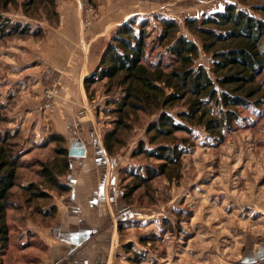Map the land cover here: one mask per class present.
Here are the masks:
<instances>
[{
    "label": "rangeland",
    "instance_id": "rangeland-1",
    "mask_svg": "<svg viewBox=\"0 0 264 264\" xmlns=\"http://www.w3.org/2000/svg\"><path fill=\"white\" fill-rule=\"evenodd\" d=\"M25 2L0 8L9 30L21 26V31L0 40V134L11 136L21 162L10 197L18 209L6 213L8 244L0 249V264L48 262L40 238L57 218L54 203L67 193L50 189L40 171L47 165L63 174L59 179L66 184L73 163L74 171L91 177L98 169L93 164L99 150L108 158L109 181L127 195L125 211L114 218L118 236L100 249L112 264H254L251 255L264 248V72L255 84L261 86L257 99L239 108L238 120L220 132L190 125L192 134L176 133L151 145L147 128L157 115L130 112L127 127L116 130L110 153L105 137L115 130L114 110L123 88L118 80H103L86 90L84 80L98 67L112 36L129 20L137 26L148 24L147 63L174 66L168 43L159 41L163 18L178 22V35L200 46L195 67L211 73L212 56L188 31L186 19H202L233 4L264 21V0H37L29 10ZM186 110L182 102L170 113ZM218 112L214 108V114ZM53 136L65 139L51 142ZM78 137L90 149L91 156L82 164L91 172L59 152L69 150ZM141 142L148 150L178 146L180 165L139 183L133 175L145 178L148 167L161 164L135 155ZM30 184L50 198L30 199L23 190Z\"/></svg>",
    "mask_w": 264,
    "mask_h": 264
},
{
    "label": "trees",
    "instance_id": "trees-1",
    "mask_svg": "<svg viewBox=\"0 0 264 264\" xmlns=\"http://www.w3.org/2000/svg\"><path fill=\"white\" fill-rule=\"evenodd\" d=\"M17 1L0 0V8L15 5ZM36 1L27 0L23 6L29 10ZM261 10L264 11V7ZM3 22L5 21L0 14V40L21 31L20 25L12 26L9 30V22ZM159 22L162 26L159 41L168 43V53L176 63L174 66L164 67L162 62L156 65L147 63L148 24L137 26L134 20H129L118 28L98 67L84 80L86 90L103 80H118L123 88L124 96L114 110V114L118 116L115 130L105 137L108 153L112 151L111 143L116 130L127 127L125 119L130 112L157 115V119L147 128L150 144L156 145L159 139L169 140L176 133L192 134L190 125L203 126L209 133L220 132L225 125L237 121L238 109L250 106L261 91V86L255 84L264 72L263 20L233 4L227 5L221 12L204 15L202 19H186L188 31L200 39L202 50L212 56L213 76L203 66L195 67L200 46L188 37L178 35L181 31L179 23L166 18ZM26 31L28 29L24 30ZM182 102L187 110L172 115L170 110ZM214 108L218 109V115L214 114ZM2 121L0 116V124ZM64 139L62 136H53L50 141L61 143ZM11 140L9 134H0V249L8 244L6 213L8 210L18 209L10 197L12 190L17 187V170L21 162L20 156L14 152L15 145ZM144 146L145 143L141 142L135 155H145L161 164L157 168L148 167L145 178L132 174L139 183H146L159 174H165L167 168L180 165L182 152L178 146H158L154 150H148ZM59 152L69 157V150L61 149ZM66 168H69V163ZM40 175L52 190L68 193L71 189L69 185L60 182L59 178L63 174H56L47 165H43ZM137 187L139 186L132 187L130 193ZM23 190L29 193L32 200L50 198L36 184L23 187ZM47 215L51 217L52 213ZM130 246H126V249Z\"/></svg>",
    "mask_w": 264,
    "mask_h": 264
},
{
    "label": "crops",
    "instance_id": "crops-1",
    "mask_svg": "<svg viewBox=\"0 0 264 264\" xmlns=\"http://www.w3.org/2000/svg\"><path fill=\"white\" fill-rule=\"evenodd\" d=\"M74 141L83 142L87 148L85 158H70L82 164L91 156L90 149L82 137L72 140L71 144ZM94 160L93 166L98 169L92 170L93 177H88L87 172L83 175L82 171H74L75 165L71 164L66 176V184L70 182L71 189L60 203H54L59 213L53 225L44 236L40 232V239L48 250L46 264H112L111 258L105 257L100 249L118 236L114 218L125 211L126 203L124 194L117 191L115 182L107 177L109 163L103 150L94 153ZM82 167L91 172L87 166ZM102 170L105 173L101 174ZM250 258L254 264H264V248Z\"/></svg>",
    "mask_w": 264,
    "mask_h": 264
},
{
    "label": "water",
    "instance_id": "water-1",
    "mask_svg": "<svg viewBox=\"0 0 264 264\" xmlns=\"http://www.w3.org/2000/svg\"><path fill=\"white\" fill-rule=\"evenodd\" d=\"M87 156V148L85 144L81 141L73 142L69 148V157L70 158H85ZM70 187L72 184L69 182Z\"/></svg>",
    "mask_w": 264,
    "mask_h": 264
}]
</instances>
